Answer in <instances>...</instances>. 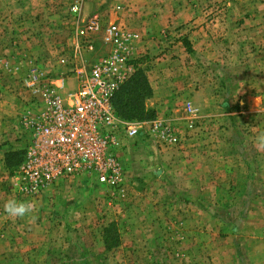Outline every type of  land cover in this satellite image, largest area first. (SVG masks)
<instances>
[{"label":"rangeland","instance_id":"rangeland-1","mask_svg":"<svg viewBox=\"0 0 264 264\" xmlns=\"http://www.w3.org/2000/svg\"><path fill=\"white\" fill-rule=\"evenodd\" d=\"M76 1L0 0V150H6L4 154L23 149L19 121L27 111L40 107L44 85L52 81L62 89L61 79L76 44L72 9ZM85 1L80 2L82 19L90 16L82 13ZM193 1L197 8L189 20L192 29L211 34L214 49H223L227 62L232 63L234 52L240 51L242 63L264 65V0ZM126 2L130 0H115L113 13L127 10ZM246 17L252 21L244 23ZM102 20L107 24L105 17ZM239 22L243 27L234 31ZM225 26L230 33L224 39ZM235 35L241 36L236 44ZM108 47L100 34L95 53L78 55L85 69ZM224 73L231 78L230 71ZM249 74L245 70L242 76ZM184 110L192 116L188 128L194 127L196 117L186 102ZM217 119L205 118V137L194 136L193 141L211 140L215 135L206 131L221 127ZM229 120V140L245 146L243 157L256 158L251 129L256 125L251 126L249 118ZM161 122L172 129L175 141L162 133L149 134L146 125L137 136L125 139L119 150L125 175L117 188L99 184L94 175H81L27 196L0 151V264H264L263 163L234 168L228 152L230 167L222 171L226 179L209 181L207 174L217 178L218 168L203 161L205 167L190 166L191 161L177 153L184 149L179 148L187 135ZM11 198L31 202L33 211L24 217L8 216L3 204Z\"/></svg>","mask_w":264,"mask_h":264},{"label":"crops","instance_id":"crops-1","mask_svg":"<svg viewBox=\"0 0 264 264\" xmlns=\"http://www.w3.org/2000/svg\"><path fill=\"white\" fill-rule=\"evenodd\" d=\"M114 1L87 0L83 2L82 13L90 16L98 13L102 18L105 17L107 23H118L134 33L129 46L130 54L136 64L142 67L144 65L153 91L152 96L146 100V106L154 109V119L164 120L187 135V140L179 148L184 149L177 153L186 156V161H191L190 166L193 168L199 165L205 167V164L211 168L217 167V178L208 173L209 181L226 179L222 171L230 167L227 165L228 152L232 153L233 165H237L234 168H248L254 165V161H261L264 168V143H256L264 135V65L242 63L243 54L240 51L234 52L232 63L227 62L224 50L214 49L211 34L192 29L193 21H190L194 19L197 8L193 0H130L125 3L127 10L121 8V11L113 13L111 7L115 5ZM241 5L236 2V6ZM249 21L252 18L243 19L244 23ZM178 24L183 26L177 28ZM241 27L243 23L239 22L234 31ZM168 29L175 30L164 37L162 34ZM225 29L226 26L222 27L224 39L230 33V30ZM235 39L240 41L241 36L235 35L234 44L237 43ZM148 58H152L151 61ZM245 70L251 73L250 77L242 76ZM224 71L232 73L229 79H233V83H229ZM257 71L262 73L257 76L252 74ZM65 76L61 79L62 89H58L61 96L74 90L77 84L74 74L66 72ZM66 86L71 89L67 90ZM185 102L189 112L196 117L192 128H188V120L192 116L188 117L185 112ZM224 109H230V112H225ZM211 116L218 118L219 123H222L221 127L211 132L206 131L215 136L209 141L204 140L197 144L193 141L194 136L205 137V118ZM231 117L249 118L252 121L251 126L256 125L251 127L255 137L256 158L254 155L249 160L243 157L245 146L229 140ZM175 147L178 148L179 145ZM177 148L174 150L177 151ZM0 151L4 158L6 150ZM168 162L176 161L168 159ZM252 174L251 172V176Z\"/></svg>","mask_w":264,"mask_h":264},{"label":"built area","instance_id":"built-area-1","mask_svg":"<svg viewBox=\"0 0 264 264\" xmlns=\"http://www.w3.org/2000/svg\"><path fill=\"white\" fill-rule=\"evenodd\" d=\"M76 2L72 6L76 44L73 59L66 64L67 73L76 76V88L61 96L49 81L40 107L27 111L19 121L25 144L12 178L27 196L81 175H94L99 184L117 188L125 175L119 160L123 140L137 136L145 125L149 134L162 133L171 142L176 139L159 119L125 120L116 114L114 92L136 67H142L130 54L134 33L115 22L106 24L96 14L82 19V0ZM100 34L105 35L108 50L85 69L78 55L95 53Z\"/></svg>","mask_w":264,"mask_h":264},{"label":"trees","instance_id":"trees-1","mask_svg":"<svg viewBox=\"0 0 264 264\" xmlns=\"http://www.w3.org/2000/svg\"><path fill=\"white\" fill-rule=\"evenodd\" d=\"M152 88L148 82L145 68L136 67L112 96V104L116 114L125 120L148 121L156 117L155 111L146 106V100L152 96ZM22 150H10L5 153L7 167L13 169L22 159Z\"/></svg>","mask_w":264,"mask_h":264},{"label":"clouds","instance_id":"clouds-1","mask_svg":"<svg viewBox=\"0 0 264 264\" xmlns=\"http://www.w3.org/2000/svg\"><path fill=\"white\" fill-rule=\"evenodd\" d=\"M259 142L264 143V135L259 137ZM4 212L10 217H24L33 211V204L11 198L3 204Z\"/></svg>","mask_w":264,"mask_h":264}]
</instances>
